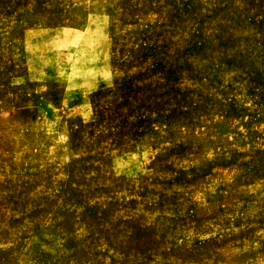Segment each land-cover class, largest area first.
<instances>
[{
  "label": "rangeland",
  "instance_id": "1",
  "mask_svg": "<svg viewBox=\"0 0 264 264\" xmlns=\"http://www.w3.org/2000/svg\"><path fill=\"white\" fill-rule=\"evenodd\" d=\"M0 264H264V0H0Z\"/></svg>",
  "mask_w": 264,
  "mask_h": 264
}]
</instances>
